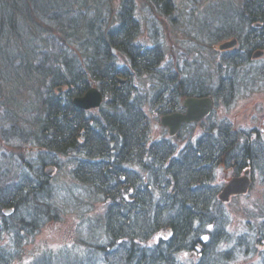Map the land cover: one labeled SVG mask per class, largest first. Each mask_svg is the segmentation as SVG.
<instances>
[{
    "label": "rangeland",
    "instance_id": "obj_1",
    "mask_svg": "<svg viewBox=\"0 0 264 264\" xmlns=\"http://www.w3.org/2000/svg\"><path fill=\"white\" fill-rule=\"evenodd\" d=\"M169 2L170 8L165 11L160 0H0V10H4L0 16L7 17L0 28V190L5 193L7 188L19 189L24 181L19 172L20 163H23L21 160L32 168L37 152L42 149L30 145L35 138L29 131L35 133L39 129L38 115L46 112L47 99L56 92L63 94L66 91L67 86L51 85L50 82H64V76L69 72L64 70L60 53L68 54L67 59L78 61L80 54L71 55L77 44L83 42L89 48L92 38H88L87 33L93 34L91 36L95 42L100 39V34L103 37L100 28L105 31L114 28L124 4L128 3L132 6L133 21L137 27L135 42L148 48L157 46L162 56L152 73H146L142 68L138 73L133 71L134 75L131 76L133 86L144 100L141 112L149 121L145 145L168 143L177 151L184 149L188 143H196V139L210 133V130L213 138H219V128L228 129L232 138L229 154L239 155L241 149L247 148L253 155V161L246 162L235 171L233 163L226 166L220 163L215 167L210 183L220 187V192L232 177L242 176L249 171L250 184L245 191L231 194L221 204H212V216L217 221L214 225H205L207 234L202 237L214 230L225 235L216 245L221 250L219 252L228 251L225 256L219 253L221 264H264V239H259V236H264V49L253 48L250 60L244 62L242 55L251 44L245 42L243 34L235 32L237 39L227 35L223 37L224 31L230 27L239 26L246 32L247 22L242 26L236 19L237 10H242L244 0ZM11 25L14 35L8 32ZM231 38H235V47H220ZM237 49L239 57L235 60L237 64H234L229 50ZM255 50L262 53L254 56ZM55 55L59 57L58 62L53 61ZM112 58L116 66L129 64L126 55L117 50H114ZM42 61L49 69L44 77H40L44 73L39 71L41 67L36 69ZM161 75L165 76L164 80L159 78ZM219 85L223 91L217 92L216 101L207 95L212 98L207 114L197 120L182 122L173 134H170L167 125L161 124L160 117L164 115H157L155 108L168 104L172 106L176 101L179 110L175 111L182 112L180 109L185 108V97H196L182 96L181 90L191 92L202 86ZM91 87L97 89L93 83ZM162 91L165 93L162 101L152 103L153 96ZM172 94L174 98L170 96ZM101 95L99 105L80 107L86 115L99 116L109 111V106L104 102L109 96L103 92ZM9 113L21 115L12 126L8 121ZM24 117L29 119L25 123L22 122ZM216 133H219L218 137ZM106 139L112 147V140ZM152 147L155 145L149 148ZM77 151V158L87 159L83 150ZM73 155L58 153L55 164L43 166L47 175L43 178L45 187L52 194L48 199L37 194L30 195L29 207L38 215V223L30 229L19 230L22 251L12 264H31L32 260L42 259L49 260L44 264L95 263L92 251H95L97 242L104 243V237L97 231L102 232L103 218L110 209L111 200L103 197V192L96 187L75 177L73 168L78 161ZM144 162L142 160L141 164ZM129 165L145 180L150 178L147 171L150 169L135 163ZM28 170L27 167L25 172L29 173ZM30 172L34 176L32 170ZM1 214L0 218L4 219L2 223L7 228L9 226L8 230L12 227L9 223L15 222L14 226L29 219L22 207L16 212L7 208ZM168 234L169 231L160 230L149 239L148 244ZM14 235L12 232L3 235L0 248H14ZM247 235L253 236L256 241L253 247L248 244ZM177 257L182 264H192L197 251L182 250Z\"/></svg>",
    "mask_w": 264,
    "mask_h": 264
},
{
    "label": "trees",
    "instance_id": "obj_2",
    "mask_svg": "<svg viewBox=\"0 0 264 264\" xmlns=\"http://www.w3.org/2000/svg\"><path fill=\"white\" fill-rule=\"evenodd\" d=\"M160 1L163 4L161 7L168 11L171 2ZM129 7L128 3L124 4L114 28L107 31L100 28L104 38L100 34V39L95 42L92 33L86 34L88 38H92L89 48L81 42L71 54H80L78 61L73 58L67 59L68 54L60 53L64 70L69 72L64 76V82L52 80L50 82L51 85L56 83L67 88L63 94L56 92L47 99L46 112L44 115H38L39 129L35 133L29 131V134L35 138L30 145L42 148L34 158L32 167L34 169L30 165L26 166L25 161L21 160L23 163H20L19 172L21 180H24L20 183L21 187L19 189L6 187L5 193L0 190V217L4 209L11 208L16 212L20 207L29 215L27 221L17 225L13 226L15 222L9 223L10 226L12 225L11 230L2 223L4 219L0 218V240L8 232L15 233L12 240L14 248H11L12 250L0 248V264H12L21 253L22 242L21 235H18L19 230L30 229L33 224L38 223L36 222L38 215L29 207V198L31 194H37L38 197L48 199L52 194L45 187L46 182L43 178L47 175L43 166L48 163L55 164V156H58V153L74 154L73 157L78 161L73 168L75 177L87 182L91 187H96L103 192V197L111 200L110 209L103 218L102 232L97 231L104 237V243H94L97 246L95 251H92L94 264H182L178 260V254L182 250L192 251V249L197 251L196 260L192 264H221L219 253L225 256L228 252H219L221 250L216 245L225 238V235H220L217 230L209 233L207 239L202 237L207 234L205 225H214L217 221L212 216V204H221L217 194L220 187L210 182L215 167L220 163L223 166L233 163L232 168L235 171L246 162L253 161V155L247 148H245L247 150L241 149L239 155L229 154L232 144V138L229 137L231 132L220 128L219 138H213L210 130V133L196 139V143L194 141L192 145L188 143L184 149L177 151L168 143L156 146L157 142H155L148 147L145 145L149 121L146 120L145 113L141 112L144 100L133 86L131 76L134 75L133 71L138 73L142 68L146 73H152L162 56L157 46L148 48L135 42L137 27L133 21L132 6L130 9ZM237 11L236 19L241 25L247 22L246 32L239 26L230 27L224 31L223 37L226 35L235 37V32L242 33L245 42L251 44L250 47L248 46V51L242 55L244 60L241 59L248 62L253 48L264 49V37H262L264 0H244L242 10ZM0 12L4 14V10ZM4 19L7 17L0 16V28L4 25ZM12 27L11 25L8 32L14 35L15 31ZM112 49L126 55L129 60L128 66L114 64ZM84 50L85 52H82ZM75 51L81 52L75 53ZM238 52V49L229 50L234 64H237L235 60L239 57ZM223 56V59L230 57ZM64 57L65 59L62 60ZM58 59L59 57L55 55L53 61L58 62ZM40 67L42 70L39 71H44L43 74L40 73V77H44L49 69L44 66L43 61L36 66V69ZM56 70L58 71V68ZM164 77V75L159 76L161 80H164ZM92 83L104 95L109 96L104 101L109 106V111L103 115L88 116L72 101L77 95L84 94ZM218 91H223L221 85L202 86L191 92L184 89L180 91V95H209L216 101L215 95ZM164 94L158 92L153 96L152 103L161 102ZM173 94L170 95L172 98L175 97ZM171 105L155 108L157 115L175 111L179 107L176 101ZM18 116L21 115L9 113L8 121L11 126ZM28 120L24 117L22 122ZM89 122L94 125H90ZM219 133L215 135L218 137ZM226 135L228 136L225 137ZM106 137L114 143L112 147ZM79 140L83 141L79 142ZM153 145L155 147L149 148ZM236 147L237 145L234 146ZM77 150H83L82 153L87 159L77 158ZM91 158L100 160L90 161ZM142 160H145L143 164H141ZM130 163L150 169L147 170L150 178L145 180L129 165ZM27 167L29 173L25 172ZM30 170L34 176L30 175ZM28 191L31 193L28 194ZM160 230L169 231V234L148 244L149 239ZM259 239H264V236H259ZM247 240L253 247L256 242L253 236L247 235ZM44 261L48 263L49 260H32L31 264H44Z\"/></svg>",
    "mask_w": 264,
    "mask_h": 264
},
{
    "label": "water",
    "instance_id": "obj_3",
    "mask_svg": "<svg viewBox=\"0 0 264 264\" xmlns=\"http://www.w3.org/2000/svg\"><path fill=\"white\" fill-rule=\"evenodd\" d=\"M226 46L235 47V38L226 40L220 45L221 48H225ZM114 50L115 49H112L113 52ZM261 53V51L255 50L253 55L259 56ZM101 97V91H98L96 88L89 87L84 94L77 95L72 99V101L77 106L89 108L99 105ZM211 104L212 98L209 96L185 97L184 106L186 111H175L173 113L164 114V116L160 117L161 124L164 126L167 125L170 134H173L182 122L197 120L207 114V112L211 109ZM248 173L249 171H245L242 176L232 177V179L228 181V183H226L218 193L219 199L221 201H226L231 194L245 191L250 184Z\"/></svg>",
    "mask_w": 264,
    "mask_h": 264
},
{
    "label": "flooded vegetation",
    "instance_id": "obj_4",
    "mask_svg": "<svg viewBox=\"0 0 264 264\" xmlns=\"http://www.w3.org/2000/svg\"><path fill=\"white\" fill-rule=\"evenodd\" d=\"M177 110H179V109H177ZM186 109L185 108H183L182 110L180 109V111H182V112H184Z\"/></svg>",
    "mask_w": 264,
    "mask_h": 264
},
{
    "label": "snow or ice",
    "instance_id": "obj_5",
    "mask_svg": "<svg viewBox=\"0 0 264 264\" xmlns=\"http://www.w3.org/2000/svg\"><path fill=\"white\" fill-rule=\"evenodd\" d=\"M205 239H207V238L205 237Z\"/></svg>",
    "mask_w": 264,
    "mask_h": 264
}]
</instances>
